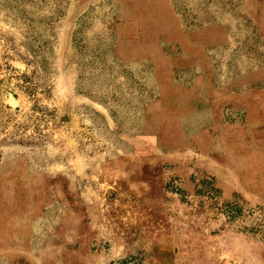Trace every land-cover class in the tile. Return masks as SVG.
I'll return each mask as SVG.
<instances>
[{
	"label": "rangeland",
	"instance_id": "obj_1",
	"mask_svg": "<svg viewBox=\"0 0 264 264\" xmlns=\"http://www.w3.org/2000/svg\"><path fill=\"white\" fill-rule=\"evenodd\" d=\"M132 172L177 264H264V0H0V264L74 263Z\"/></svg>",
	"mask_w": 264,
	"mask_h": 264
},
{
	"label": "crops",
	"instance_id": "obj_2",
	"mask_svg": "<svg viewBox=\"0 0 264 264\" xmlns=\"http://www.w3.org/2000/svg\"><path fill=\"white\" fill-rule=\"evenodd\" d=\"M131 178L124 185V194L131 202L130 211L114 212L113 215L98 216L87 225L77 226L73 224L67 228L70 235L65 238L62 244H73L74 249L79 245L80 252L76 255L74 263L67 264H112L118 261L127 260L133 252L139 256L147 249L154 239V249L158 250L151 259L142 258L143 264H177V239L170 235L171 230L165 228H155L146 226L145 210L142 204L145 201V176L132 172ZM109 187L115 191L123 188L121 179L111 181ZM118 191V190H117ZM142 203V204H141ZM83 215L88 219L90 214L87 210ZM88 222V221H87ZM86 223V222H85ZM72 232V235H71ZM28 240V238L26 239ZM151 241V242H150ZM26 244V248H27ZM187 245L185 248L187 249ZM27 264L28 258H26ZM30 264H33L32 259Z\"/></svg>",
	"mask_w": 264,
	"mask_h": 264
}]
</instances>
